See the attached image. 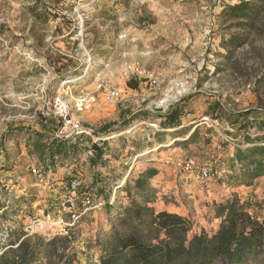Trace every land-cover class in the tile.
Here are the masks:
<instances>
[{
	"label": "rangeland",
	"instance_id": "rangeland-1",
	"mask_svg": "<svg viewBox=\"0 0 264 264\" xmlns=\"http://www.w3.org/2000/svg\"><path fill=\"white\" fill-rule=\"evenodd\" d=\"M243 1L0 0V184L13 185L0 189V235L5 228L27 233L38 215L57 223L61 196L77 178L83 194L105 202L71 230L78 264H98L118 214L142 202L126 188L148 169L158 171L150 181L152 206L188 218L190 236L216 233L215 206L233 197L252 211L264 207V177L238 179L242 168L234 164L237 149L252 146L244 136L263 138L264 131L252 119L249 131L239 132L206 116L216 101L227 112L264 113V29L243 32L221 16ZM233 34L247 41L229 55L222 42ZM99 86L120 98L107 101ZM83 94H95L97 104L84 114L73 109L74 119L104 141L98 147L90 138L62 140L70 152L51 162L61 121L43 112L59 96L74 105ZM173 109L182 114L177 128L165 123ZM187 157L211 170V179L178 169ZM32 165L43 183L30 176ZM15 175L23 182L14 183ZM44 226L34 234L62 235L59 225Z\"/></svg>",
	"mask_w": 264,
	"mask_h": 264
},
{
	"label": "trees",
	"instance_id": "trees-1",
	"mask_svg": "<svg viewBox=\"0 0 264 264\" xmlns=\"http://www.w3.org/2000/svg\"><path fill=\"white\" fill-rule=\"evenodd\" d=\"M221 16L240 31L263 30L259 22L264 19V0L227 5ZM246 41L244 35L233 34L222 43L232 55L234 50L244 47ZM129 87L135 86L130 83ZM181 115L180 110L173 109L165 116V123L177 128ZM206 116L225 120L239 132L249 131L248 123L252 119L258 130L264 131V113L256 109L231 113L216 101L210 104ZM195 134L196 131L187 141H192ZM244 140L252 146L237 149L234 164L242 169L236 177L252 182L264 177V137L252 138L246 134ZM32 143L35 151L44 155L42 141L35 139ZM65 143L57 138L51 142V162L62 151L70 152ZM97 155L96 160H99V152ZM157 174L156 169H148L134 181V186L126 188L129 198L140 197L142 202L134 200L118 214L98 264H264V207L252 211L248 204L233 197L215 206V218L220 220L216 233L190 236L193 226L188 218L167 211L157 212L152 206L154 196L150 194V181ZM0 237V264L79 263L76 237L72 232L46 237L10 228Z\"/></svg>",
	"mask_w": 264,
	"mask_h": 264
},
{
	"label": "built area",
	"instance_id": "built-area-1",
	"mask_svg": "<svg viewBox=\"0 0 264 264\" xmlns=\"http://www.w3.org/2000/svg\"><path fill=\"white\" fill-rule=\"evenodd\" d=\"M157 82L154 80L150 82V86L154 87ZM98 91L106 92L105 98L109 102L116 101L120 98V93L117 90H110L108 86H99ZM97 104V97L95 94H83L75 99L74 105L66 101L63 96H59L54 100L53 104L43 112V117L45 119L56 117L61 121V127L59 128L56 138L59 140H70V139H81L90 138L92 144L100 147V142L104 140L102 138H96L90 129L83 127L79 121L74 119V112L77 114H84L90 111ZM157 129V128H155ZM106 139V138H105ZM91 156L92 152H88ZM169 164L170 162L167 161ZM178 169L182 170L187 174H197L199 179L202 181H208L212 177V172L205 166H200L195 158L187 157L182 161L176 163ZM30 176L37 180L39 183H43L44 179L40 174V170L35 165H32L29 169ZM13 182L20 184L23 182V177L21 175L13 176ZM11 183L0 184V189L9 191L12 189ZM83 182L79 179H73L68 187L67 191L61 196L62 204L60 207L61 219L57 223L51 221L50 216H48L46 225H59L61 227V233L63 235H68L71 230L78 224L81 218L88 212L100 211L104 208L105 202L101 199H94L90 194H83ZM79 208V209H78ZM64 216L68 218L65 220ZM38 219L35 218L33 225L38 226L42 223L38 215ZM31 219V217H29ZM9 229L5 228L7 232ZM38 229L30 227V231H27L29 235L36 233Z\"/></svg>",
	"mask_w": 264,
	"mask_h": 264
},
{
	"label": "bare ground",
	"instance_id": "bare-ground-1",
	"mask_svg": "<svg viewBox=\"0 0 264 264\" xmlns=\"http://www.w3.org/2000/svg\"><path fill=\"white\" fill-rule=\"evenodd\" d=\"M74 78H76V77H74ZM79 80H80V78H77V79H71V81H69L68 83H77V82H79ZM67 83V84H68ZM133 131H135V129H132L131 131H129L128 133L130 134V133H132ZM148 152H145V154H147ZM43 226H44V224L43 223H41L40 225H38V226H34V229H41V228H43ZM45 227V226H44Z\"/></svg>",
	"mask_w": 264,
	"mask_h": 264
}]
</instances>
